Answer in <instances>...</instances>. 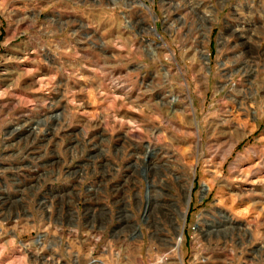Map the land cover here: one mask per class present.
I'll use <instances>...</instances> for the list:
<instances>
[{"label":"rangeland","instance_id":"1","mask_svg":"<svg viewBox=\"0 0 264 264\" xmlns=\"http://www.w3.org/2000/svg\"><path fill=\"white\" fill-rule=\"evenodd\" d=\"M0 264H264V0H0Z\"/></svg>","mask_w":264,"mask_h":264},{"label":"bare ground","instance_id":"2","mask_svg":"<svg viewBox=\"0 0 264 264\" xmlns=\"http://www.w3.org/2000/svg\"><path fill=\"white\" fill-rule=\"evenodd\" d=\"M239 25H240V24H239ZM238 30H240V31H241L242 33H244V34H249V37L252 36V31H253V29H252V30H248L247 26L244 25V24H241V25L239 26ZM254 31H255V30H254ZM258 32H259V31H258ZM189 103L192 104V101H190ZM190 202H191V195H190V193H189L188 198H187V205H189ZM186 214H187V211H185V212L183 213V219L186 218ZM182 239H183V231H182V226H180V232H179V235H178V242H177V244H176V247H178V248L180 247V244H181V242H182ZM39 240H40V239H39Z\"/></svg>","mask_w":264,"mask_h":264}]
</instances>
